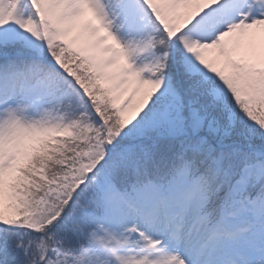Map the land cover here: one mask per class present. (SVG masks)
I'll return each mask as SVG.
<instances>
[{"label":"snow or ice","instance_id":"snow-or-ice-1","mask_svg":"<svg viewBox=\"0 0 264 264\" xmlns=\"http://www.w3.org/2000/svg\"><path fill=\"white\" fill-rule=\"evenodd\" d=\"M0 264H264V0H0Z\"/></svg>","mask_w":264,"mask_h":264}]
</instances>
